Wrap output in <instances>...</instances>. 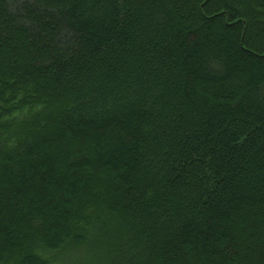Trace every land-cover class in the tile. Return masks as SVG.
Instances as JSON below:
<instances>
[{
  "label": "trees",
  "instance_id": "1",
  "mask_svg": "<svg viewBox=\"0 0 264 264\" xmlns=\"http://www.w3.org/2000/svg\"><path fill=\"white\" fill-rule=\"evenodd\" d=\"M257 263L264 0H0V264Z\"/></svg>",
  "mask_w": 264,
  "mask_h": 264
},
{
  "label": "bare ground",
  "instance_id": "2",
  "mask_svg": "<svg viewBox=\"0 0 264 264\" xmlns=\"http://www.w3.org/2000/svg\"><path fill=\"white\" fill-rule=\"evenodd\" d=\"M239 216V215H238ZM258 217V216H257ZM236 219V218H235ZM245 229V228H244ZM249 233V232H248ZM253 236V235H252ZM244 237V236H243ZM248 238H249V236H247ZM256 240V239H255ZM246 241H248V240H246ZM251 249V248H250ZM241 253H243V252H241ZM254 254V253H253ZM192 257V256H191Z\"/></svg>",
  "mask_w": 264,
  "mask_h": 264
},
{
  "label": "rangeland",
  "instance_id": "3",
  "mask_svg": "<svg viewBox=\"0 0 264 264\" xmlns=\"http://www.w3.org/2000/svg\"><path fill=\"white\" fill-rule=\"evenodd\" d=\"M258 264V263H257Z\"/></svg>",
  "mask_w": 264,
  "mask_h": 264
}]
</instances>
